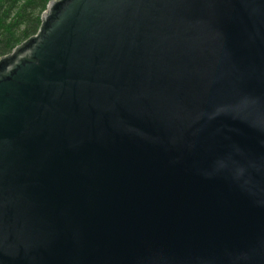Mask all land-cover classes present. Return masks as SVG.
<instances>
[{
    "label": "water",
    "instance_id": "obj_1",
    "mask_svg": "<svg viewBox=\"0 0 264 264\" xmlns=\"http://www.w3.org/2000/svg\"><path fill=\"white\" fill-rule=\"evenodd\" d=\"M0 264H264V0H49L0 57Z\"/></svg>",
    "mask_w": 264,
    "mask_h": 264
},
{
    "label": "trees",
    "instance_id": "obj_2",
    "mask_svg": "<svg viewBox=\"0 0 264 264\" xmlns=\"http://www.w3.org/2000/svg\"><path fill=\"white\" fill-rule=\"evenodd\" d=\"M49 0H0V57L36 32Z\"/></svg>",
    "mask_w": 264,
    "mask_h": 264
}]
</instances>
